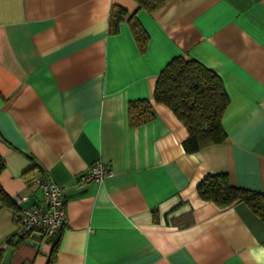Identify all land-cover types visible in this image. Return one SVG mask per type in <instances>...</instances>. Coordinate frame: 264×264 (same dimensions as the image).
Returning a JSON list of instances; mask_svg holds the SVG:
<instances>
[{
    "label": "crops",
    "instance_id": "1",
    "mask_svg": "<svg viewBox=\"0 0 264 264\" xmlns=\"http://www.w3.org/2000/svg\"><path fill=\"white\" fill-rule=\"evenodd\" d=\"M113 4L135 0H0V186L44 205L29 177L63 188L66 224L12 245L14 206L0 208V264H264V222L246 203L198 196L207 174L264 192V0H167L109 30ZM175 55L221 78L226 137L187 152L188 131L153 98ZM154 116L129 124L128 102ZM100 161L112 174L79 184ZM56 243V245H54Z\"/></svg>",
    "mask_w": 264,
    "mask_h": 264
},
{
    "label": "trees",
    "instance_id": "2",
    "mask_svg": "<svg viewBox=\"0 0 264 264\" xmlns=\"http://www.w3.org/2000/svg\"><path fill=\"white\" fill-rule=\"evenodd\" d=\"M135 1L137 6L130 13L123 6L113 4L109 16V30L112 33L116 32L119 22L126 20L137 44L144 49L147 34L136 14L139 10L151 12L167 0ZM153 98L169 106L186 126L188 135L182 142L185 151L193 152L205 145L219 143L225 139L226 133L221 119L229 102L228 95L220 76L198 60L184 55L171 57L156 77ZM127 113L131 126L143 123L154 116L149 98L130 100ZM5 166L3 156L0 154V174ZM28 172L24 175L27 183H31L34 178L29 177ZM196 189L201 199L212 200L220 205L243 201L264 222V192L232 185L227 172L207 173L198 182ZM3 206L13 207L14 203L0 186V208ZM15 211L14 206V213ZM31 233L18 236L13 232L3 243L16 245Z\"/></svg>",
    "mask_w": 264,
    "mask_h": 264
},
{
    "label": "built area",
    "instance_id": "3",
    "mask_svg": "<svg viewBox=\"0 0 264 264\" xmlns=\"http://www.w3.org/2000/svg\"><path fill=\"white\" fill-rule=\"evenodd\" d=\"M111 174L110 168L102 162L96 161L80 175L78 183L99 182ZM32 182L41 189L44 205L32 204L25 207L21 205L24 198L17 195L12 196L16 208L14 213L16 221L15 234L23 236L36 231L40 232L43 238L48 239L63 228L67 221L63 188L47 175L34 178ZM29 237L30 235L27 236V238Z\"/></svg>",
    "mask_w": 264,
    "mask_h": 264
}]
</instances>
